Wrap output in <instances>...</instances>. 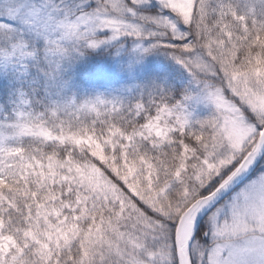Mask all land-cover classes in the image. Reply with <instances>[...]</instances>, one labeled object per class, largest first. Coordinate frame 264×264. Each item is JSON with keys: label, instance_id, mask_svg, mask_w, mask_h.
Masks as SVG:
<instances>
[{"label": "trees", "instance_id": "trees-1", "mask_svg": "<svg viewBox=\"0 0 264 264\" xmlns=\"http://www.w3.org/2000/svg\"><path fill=\"white\" fill-rule=\"evenodd\" d=\"M220 1L196 0L197 17L186 45L199 47V35L205 33L206 41L211 38L212 12ZM201 10L205 12L199 15ZM176 43L164 40L156 49L166 53L160 55L178 57L175 51L182 44L175 48ZM237 46L229 53L237 64L264 58V48L256 44L248 45L247 52ZM233 67L239 70V65ZM71 75L69 71L63 77L69 85L51 95L34 93L31 87L22 94L14 89L9 105L0 94L9 124L31 130L32 135L0 145V264H119L120 251L137 256V243L153 242L145 232L170 244L183 208L178 210L181 201L176 196L168 207L167 200L174 196L169 193L188 190L197 182L192 175L205 150L188 131L209 128L211 119L209 112L196 107L190 128L181 127L174 115L181 113L180 106L173 99L181 98L186 85L178 82L167 89L160 84L149 93L142 83L136 88L133 83L109 86L94 78L86 86H76ZM8 90L0 88L5 95ZM80 94L89 104L85 114L64 120ZM19 108L23 112L16 118ZM177 120L175 129L161 133L165 124ZM5 126L7 122L1 123L0 129L8 130ZM201 182L195 198L211 190L202 189ZM173 210L178 211L163 219ZM64 231L71 233L70 240ZM14 252L22 258L17 260ZM170 254L171 264H176L173 244Z\"/></svg>", "mask_w": 264, "mask_h": 264}, {"label": "rangeland", "instance_id": "rangeland-1", "mask_svg": "<svg viewBox=\"0 0 264 264\" xmlns=\"http://www.w3.org/2000/svg\"><path fill=\"white\" fill-rule=\"evenodd\" d=\"M106 2L110 6L106 15L121 24L127 21L141 27L148 25V21L151 20V25L146 28L142 37L150 43L145 44L144 47L172 65L169 79L136 81L133 82L132 87L136 88L144 84L143 88L152 93L154 87L158 89L160 84L167 89L175 87L178 82L180 87L186 85L187 90L180 95L181 98L173 99L180 106L181 113L174 115L182 124L181 127L188 125L190 128L189 125L192 124L197 112L196 107L209 112L211 119L207 121L210 124L209 128L202 126L203 131L196 128L187 130L190 137L205 150L204 157L199 160L197 173L192 175V179L197 182L188 190L170 192V196H174L167 200L169 207L176 202L173 197L179 198L181 204L178 210L183 208L178 216L180 218L200 192L199 187L196 188L197 183L203 180L202 189L207 190L224 179L256 146L264 127V58L257 57L252 64H240V62L237 64L234 61L235 57L229 55L231 49H236V43L245 49V52L250 51L247 46L252 44L264 48V0L218 2L216 10L212 12L214 16L212 20L215 22L212 28L215 30L214 34L211 38L208 36L207 41L206 33L203 37L199 35V47L193 49L190 45H186V40L190 35L189 28L191 29L197 17L193 10L194 6L199 4L196 0H167V7L170 9L168 13L161 16L156 11L144 8L134 19L123 11V0H106ZM203 12L205 10H201L199 15ZM164 40L181 42L182 46H177L178 49L175 51L178 57L170 54L160 55L166 53L161 52V48L160 50L156 48ZM178 43L175 44V48ZM109 51L114 54L115 48ZM20 59L19 47L13 51L0 48V63H7L6 69L12 67L17 69L16 72L22 71L20 65L24 62ZM237 65L239 70L233 67ZM242 68L244 71H241ZM74 102L75 108L65 115L64 120L70 121L85 114L84 111L89 106L87 99L81 94L76 96ZM167 110L173 114L172 110L169 108ZM165 113L167 111L163 113L160 111V115ZM178 120L165 124L161 133L166 134L167 131L175 129ZM8 127V130H0V145L7 139L32 136L31 130L22 126L17 128L11 124ZM39 134L48 136L46 132ZM206 179L208 181H205ZM262 180H264V156L248 179L239 184L205 215L198 227L201 230L195 235L190 247L191 257L196 264H225L226 261L229 264H264V193L259 191ZM189 193L192 195L189 196ZM238 193L243 194L236 200L234 198ZM178 210L168 212L163 219L170 218L172 212L177 213ZM163 231L168 234L165 226ZM174 232L170 244L164 242L162 237L154 238V235L145 232L151 235L153 242L142 245L137 243V256L135 252L120 251L118 255L115 251L116 263L171 264L172 244L175 251ZM205 232L210 233L207 238L204 236ZM63 234L66 239L71 235L66 231ZM148 235L145 237L149 238ZM224 245L231 247H223ZM3 246L8 247L7 244ZM125 252L129 253V261ZM14 253L17 260L22 258L17 252ZM174 257L177 259L176 255ZM10 259H6V263H9Z\"/></svg>", "mask_w": 264, "mask_h": 264}, {"label": "snow or ice", "instance_id": "snow-or-ice-1", "mask_svg": "<svg viewBox=\"0 0 264 264\" xmlns=\"http://www.w3.org/2000/svg\"><path fill=\"white\" fill-rule=\"evenodd\" d=\"M123 3V11L133 19L144 8L161 16L170 11L167 0H123ZM109 8L106 0H0V48L13 51L19 45L24 61L20 65L22 71L15 72L9 83L28 85L34 93L43 90L51 95L69 85L63 79L69 71L71 84L76 86H86L90 78L109 86L169 79L171 63L144 47L150 41L142 37L152 21L141 27L127 21L121 24L106 15ZM113 48L114 54L109 51ZM3 83L0 79V87ZM246 179L248 176L241 175L236 186ZM229 190L230 183L226 182L217 193ZM259 191L264 193V180ZM242 194L238 193L234 199L238 200ZM198 231L194 223L193 236ZM209 235L204 233L205 238ZM188 264H196L191 254Z\"/></svg>", "mask_w": 264, "mask_h": 264}, {"label": "water", "instance_id": "water-1", "mask_svg": "<svg viewBox=\"0 0 264 264\" xmlns=\"http://www.w3.org/2000/svg\"><path fill=\"white\" fill-rule=\"evenodd\" d=\"M264 154V127L261 131L260 137L257 141L256 146L250 151L245 158L241 161L238 167L219 185L212 193L206 195L196 202H194L188 209H186L180 216L176 228H175V245L177 251V258L182 264H188V253L190 240L192 242L193 236V225L199 227L202 217L210 210L219 200H221L229 191L235 186L236 182L240 179V176H245L250 169L257 164L262 155ZM241 169L244 171L241 173ZM235 177V179H233ZM226 182L230 183V190L226 193H217V190L222 187ZM200 216L197 221V216ZM189 231L188 235L184 237L185 231Z\"/></svg>", "mask_w": 264, "mask_h": 264}, {"label": "bare ground", "instance_id": "bare-ground-1", "mask_svg": "<svg viewBox=\"0 0 264 264\" xmlns=\"http://www.w3.org/2000/svg\"><path fill=\"white\" fill-rule=\"evenodd\" d=\"M188 233H189V231L186 230L184 233V237H186L188 235Z\"/></svg>", "mask_w": 264, "mask_h": 264}]
</instances>
